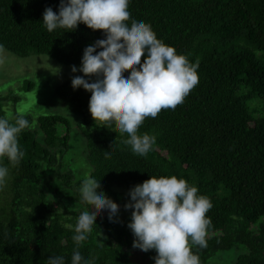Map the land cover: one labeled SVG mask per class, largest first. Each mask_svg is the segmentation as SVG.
Returning <instances> with one entry per match:
<instances>
[{
    "label": "trees",
    "instance_id": "obj_1",
    "mask_svg": "<svg viewBox=\"0 0 264 264\" xmlns=\"http://www.w3.org/2000/svg\"><path fill=\"white\" fill-rule=\"evenodd\" d=\"M59 3L0 0V46L20 57L36 53L80 65L84 48L105 38L103 30L80 23L74 31H47L42 14L46 7L58 11ZM128 10L190 63L198 61L199 82L175 110L145 119L138 134L155 135L156 143L143 157L131 151L124 142L128 135L114 121L105 125L92 118L90 92L73 90L71 80L58 85L60 99L83 117L89 176L101 179L99 187L119 204L126 200L114 186L130 190L150 176L185 179L213 205L206 214L207 247H192L200 264L236 245L246 247L236 264H264V114L248 105L257 98L264 109V0H130ZM19 99L0 93V118L14 122L20 114L9 119L5 106ZM22 116L30 122L18 137L23 159L15 167L7 157L2 161L9 167L10 196L0 198V264H48L50 255L71 264L76 250L95 264H155V250L134 249L127 220L117 216L110 222L107 211L97 215L87 239L75 244L77 217L90 206L81 201L82 180L64 164L70 122L60 114L38 116L39 141L33 117Z\"/></svg>",
    "mask_w": 264,
    "mask_h": 264
},
{
    "label": "clouds",
    "instance_id": "obj_2",
    "mask_svg": "<svg viewBox=\"0 0 264 264\" xmlns=\"http://www.w3.org/2000/svg\"><path fill=\"white\" fill-rule=\"evenodd\" d=\"M129 4L130 0H60L58 11L45 8L42 22L49 32L58 28L74 31L80 23L103 30L105 38L84 48L79 68L71 66L72 73L84 74L73 76L71 86L90 92L92 118L105 125L114 121L128 135L124 142L131 151L143 157L152 151L156 136L139 135V128L146 118L154 119L162 110H175L184 102L199 82V63H190L186 55L157 38L151 25L131 18ZM92 77L95 80L90 82ZM29 127L22 115L14 122L0 118V186L9 177L3 158L13 167L20 164L24 152L18 137ZM100 182L86 177L79 188L81 201L90 208L77 217L72 237L77 246L87 239L98 214L107 211L109 221L116 222L120 206L99 187ZM128 195L124 208L131 210L127 227L134 237V249H154L155 264H200L192 247H207L211 219L206 214L213 205L196 186L176 176H150L130 188ZM48 264L66 262L63 256L50 255ZM71 264H95V258L76 250Z\"/></svg>",
    "mask_w": 264,
    "mask_h": 264
},
{
    "label": "rangeland",
    "instance_id": "obj_3",
    "mask_svg": "<svg viewBox=\"0 0 264 264\" xmlns=\"http://www.w3.org/2000/svg\"><path fill=\"white\" fill-rule=\"evenodd\" d=\"M73 65L79 68L78 64H62L43 54L32 53L26 57H20L0 46V93L13 92L20 97L15 105L11 101L7 103L5 106L6 116L13 119L16 114L31 115L33 117L31 128L38 132L37 139L39 141H43V134L37 123L38 116L60 114L66 117L70 122L71 138L70 149L64 157V164L73 170L77 180L83 181L86 177H90L91 171V165L87 160L86 139L80 129L83 117L71 110L56 93L58 85L71 80L73 76L84 75L79 71L72 73L71 66ZM94 80L95 77H92L90 81ZM25 81L33 82V86L27 89L24 86ZM85 99L88 98L85 96ZM248 105L251 110H258L260 114H264V109L257 98L250 101ZM59 130L62 131V126H59ZM56 182L55 184H57ZM113 189L121 192L126 202L130 199L127 187L114 186ZM52 195H54L53 192ZM9 196V185L6 180L5 184L0 186V198L9 199ZM67 201L71 204L72 209L77 207L71 195ZM118 205L120 206L118 217L129 222L131 210H126L124 204L118 203ZM245 252V246L236 245L213 255L206 264H236L238 256Z\"/></svg>",
    "mask_w": 264,
    "mask_h": 264
}]
</instances>
